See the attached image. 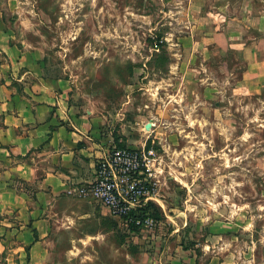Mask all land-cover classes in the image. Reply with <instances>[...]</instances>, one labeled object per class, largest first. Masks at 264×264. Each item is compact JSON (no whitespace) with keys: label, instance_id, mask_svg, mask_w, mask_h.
Here are the masks:
<instances>
[{"label":"rangeland","instance_id":"rangeland-1","mask_svg":"<svg viewBox=\"0 0 264 264\" xmlns=\"http://www.w3.org/2000/svg\"><path fill=\"white\" fill-rule=\"evenodd\" d=\"M247 1L0 0L14 41L116 144L161 157L155 227L76 198L83 218L59 226L54 264H264V64L248 69L256 35L227 39L222 17Z\"/></svg>","mask_w":264,"mask_h":264},{"label":"crops","instance_id":"crops-1","mask_svg":"<svg viewBox=\"0 0 264 264\" xmlns=\"http://www.w3.org/2000/svg\"><path fill=\"white\" fill-rule=\"evenodd\" d=\"M223 12L227 39L255 33L241 49L248 69L263 75L264 0L247 1L237 16L228 5ZM41 61L14 41L0 11V264H54L59 226L82 217L71 201L85 197L97 162L120 144Z\"/></svg>","mask_w":264,"mask_h":264},{"label":"built area","instance_id":"built-area-1","mask_svg":"<svg viewBox=\"0 0 264 264\" xmlns=\"http://www.w3.org/2000/svg\"><path fill=\"white\" fill-rule=\"evenodd\" d=\"M160 159L153 146H114L97 162L92 182L81 193L96 200L121 223L153 229L155 220L144 209L156 200Z\"/></svg>","mask_w":264,"mask_h":264},{"label":"trees","instance_id":"trees-1","mask_svg":"<svg viewBox=\"0 0 264 264\" xmlns=\"http://www.w3.org/2000/svg\"><path fill=\"white\" fill-rule=\"evenodd\" d=\"M117 146H119V147H124V146L121 145V144H118ZM148 207H149V204H147V206L145 207L144 212H147L146 210H148ZM130 228H131L132 230H134V229H138L137 227H134V226H130Z\"/></svg>","mask_w":264,"mask_h":264},{"label":"water","instance_id":"water-1","mask_svg":"<svg viewBox=\"0 0 264 264\" xmlns=\"http://www.w3.org/2000/svg\"><path fill=\"white\" fill-rule=\"evenodd\" d=\"M149 126H150V125H149V124H147L146 128H149Z\"/></svg>","mask_w":264,"mask_h":264}]
</instances>
